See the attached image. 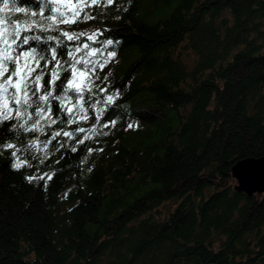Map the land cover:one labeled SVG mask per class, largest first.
Instances as JSON below:
<instances>
[{
    "label": "trees",
    "instance_id": "1",
    "mask_svg": "<svg viewBox=\"0 0 264 264\" xmlns=\"http://www.w3.org/2000/svg\"><path fill=\"white\" fill-rule=\"evenodd\" d=\"M141 2L115 0L86 8L96 17L87 22L23 33L42 41L20 50L35 47L49 60L51 48L62 62L79 45L89 48L78 55L99 49L88 59L108 61L93 76L108 91L85 92L86 121L69 126L52 101L58 122L42 121L43 134L7 132L30 166L14 170L10 152L0 155V264H264V192L246 194L231 172L240 160L264 156V0H178L152 23L146 17L155 6L139 15ZM42 6L49 15L47 0L0 2V18L5 27L46 23ZM97 30L96 43L59 35ZM107 39L113 44L105 47ZM54 131L73 138L57 137L46 153L27 149ZM44 173L53 178L26 179Z\"/></svg>",
    "mask_w": 264,
    "mask_h": 264
},
{
    "label": "snow or ice",
    "instance_id": "2",
    "mask_svg": "<svg viewBox=\"0 0 264 264\" xmlns=\"http://www.w3.org/2000/svg\"><path fill=\"white\" fill-rule=\"evenodd\" d=\"M0 2L3 3L4 8H8L14 6L16 0H0ZM114 3L115 0H103V2L102 0H47V4L51 5L49 9L50 14L45 15L43 6L38 13L46 23H37L28 20L21 22L17 19L15 22H9V26L5 27V19L0 18V129L3 128L5 123L9 124L8 129L4 132L5 139L0 141V155L5 151L10 152L13 158L12 168L14 170L18 171L22 166L30 165L27 160H21L18 157L17 153L21 152L22 149L17 146L14 139L7 137L8 131L15 132L17 138L21 131L24 133L39 132L43 134L45 124L42 123V121L46 122L48 127L58 122L57 119L53 117L52 101H57L60 106L59 112H63L69 117L67 120L69 126L73 123L86 121L88 116L83 106L85 92H92L94 86L101 95L108 91L107 87L95 85V81L93 80L96 67L98 66L102 70L108 61L97 64V62L88 59V57L98 52L99 49H89V51L84 52V55H78L83 49L89 48V45L86 43L79 45L74 50H69L67 52L68 59L62 62L58 59L57 48H51V59L49 60L44 55L38 53L35 47L26 51L20 50L30 45L31 42L42 41V37L39 35H26L23 33L32 32L37 28L41 32L56 31L60 25L87 22L96 17L85 11L86 8H92L93 6L109 7ZM0 11H3V9H0ZM15 11L23 13L25 9L16 7ZM82 13L83 16L81 17ZM31 15L36 16L37 13L32 12ZM100 34L102 33H100L99 30L91 35L86 32H59V35L66 38L69 42L78 40L81 37H86L89 41L96 43L97 41L95 38ZM46 40L51 42L56 40V37L49 35L46 37ZM103 43L105 47H107L113 44V40L107 39ZM59 46L60 42L57 43V47ZM107 55L111 59L115 57L116 53L108 52ZM45 69H48V71L45 72ZM65 72L69 73V75L65 78V82L62 85H58L57 81L61 80ZM33 73H35V75H33ZM45 76L48 77L47 85L44 83ZM97 79H99V77H97ZM104 79L106 80L107 77ZM58 87L60 88L59 94L57 93ZM118 96V92L107 95L104 98V103L112 105L114 100L118 99ZM97 103H99V101H97ZM34 105V111H29L33 109ZM91 107L95 109L96 104L93 103ZM74 111L78 112L75 118H73ZM104 112V108L98 110L96 116L97 123L100 122L101 114ZM115 123L116 121L112 120L110 124L106 123L103 127L114 126ZM128 127L132 128L133 125L129 124ZM76 131L85 132V129L78 128ZM88 131L95 135V125ZM103 134L107 135L108 133L105 132ZM61 135L69 139L73 138L72 132L54 131L50 135V138L43 142L42 146L38 138L30 139L27 149L46 153L48 145ZM89 138L90 136L86 135L78 140L77 144H83ZM71 150L76 152L77 148L73 147ZM99 150L102 151V149ZM92 151V149H89V154H91ZM58 162L59 161H57V163ZM52 178L53 175L49 173L26 177L29 183L33 180H51Z\"/></svg>",
    "mask_w": 264,
    "mask_h": 264
},
{
    "label": "water",
    "instance_id": "3",
    "mask_svg": "<svg viewBox=\"0 0 264 264\" xmlns=\"http://www.w3.org/2000/svg\"><path fill=\"white\" fill-rule=\"evenodd\" d=\"M231 172L246 194L264 192V156L240 160L234 164Z\"/></svg>",
    "mask_w": 264,
    "mask_h": 264
},
{
    "label": "rangeland",
    "instance_id": "4",
    "mask_svg": "<svg viewBox=\"0 0 264 264\" xmlns=\"http://www.w3.org/2000/svg\"><path fill=\"white\" fill-rule=\"evenodd\" d=\"M178 3V0H142L139 15H141L149 5L155 6L153 12L146 17V21L152 23V21L167 16Z\"/></svg>",
    "mask_w": 264,
    "mask_h": 264
}]
</instances>
